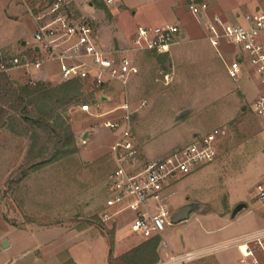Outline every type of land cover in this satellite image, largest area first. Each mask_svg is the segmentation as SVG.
Listing matches in <instances>:
<instances>
[{"label":"rangeland","instance_id":"374dc122","mask_svg":"<svg viewBox=\"0 0 264 264\" xmlns=\"http://www.w3.org/2000/svg\"><path fill=\"white\" fill-rule=\"evenodd\" d=\"M6 1L0 0V14ZM74 10L78 17L93 22L100 44L108 49L128 47L141 25L180 24L188 36L164 53L166 57L138 55L141 73L129 81L128 93L114 82L91 95L92 88L84 83L82 96L93 106L92 112L75 104L68 111L77 154L43 165L22 182L15 180L30 142L8 128L0 129V263L74 264L68 251H62L67 246L84 264H91L92 259L99 264L102 253L107 255L109 242L99 216L105 209L108 175L114 168L116 136L106 122L123 113L107 112L121 105L126 95L135 110L134 135L151 157L168 154L194 141L195 135L225 130L215 161L172 179L171 220L189 202L197 203L198 208L188 220L170 221L161 237L174 254L209 244L223 245L218 255L228 252L223 241L231 238L235 223L219 231L224 221L216 214L226 211L229 197L246 199L253 213L264 216V203L257 196V185L264 183V130L250 108L259 82L250 77L235 81L228 76L225 61L205 39L198 16L182 0H115L111 5L106 0H76ZM226 50L224 58L230 63L235 58L232 46ZM21 74L22 84L28 83L23 69ZM50 84H61L59 75ZM101 95L104 101L97 106L94 102ZM185 110L189 113L180 116ZM86 133L89 139L83 138ZM132 217L131 211L118 214L117 230L132 231ZM6 222L31 230L19 231ZM113 226L112 221L106 223L109 230ZM209 230L211 234L206 233ZM132 237L140 243L146 240ZM90 250L95 252L91 260ZM215 253L188 264H203L205 257Z\"/></svg>","mask_w":264,"mask_h":264},{"label":"built area","instance_id":"2783aa9c","mask_svg":"<svg viewBox=\"0 0 264 264\" xmlns=\"http://www.w3.org/2000/svg\"><path fill=\"white\" fill-rule=\"evenodd\" d=\"M24 2L36 21L33 42H26L30 48L25 53L1 58V72L17 68L41 70L47 63H55L59 68L61 83L80 80L102 87L106 83L116 82L128 93L129 81L141 73L138 55L168 53L173 46L186 39L180 24L139 26L128 47L108 49L100 44L93 22L78 17L74 10L75 0H54L39 14L29 7L27 0ZM106 2L111 5L115 0ZM187 9L198 16L205 29V39L224 59L228 76L235 81L250 77L259 82L250 108L264 130V12H254L246 17L244 23H229L218 15L210 17L206 2L190 4ZM225 45L232 46L231 52L235 55L230 63L221 52ZM36 82L30 81V84ZM97 97L94 104L100 106L104 97ZM80 106L83 111L92 112L90 103ZM118 111L123 113L117 120L106 122L116 139L112 145L114 168L108 175L105 209L99 216L100 222L116 221L118 214L131 211V229L135 234L145 239L162 236L167 224L172 221L168 206L172 179L179 173L191 174L215 161L225 130L216 128L207 134L195 135L194 141L178 146L168 154L149 157L134 135L135 110L127 95L121 105L107 113ZM257 196L264 203V183L257 185ZM235 244L245 258H254L257 264L259 260L255 253L257 250L264 251V234L256 232L227 245ZM243 245H246V251L242 249ZM222 246L216 244L174 254L169 244L162 240V255L154 264L192 263L217 252Z\"/></svg>","mask_w":264,"mask_h":264},{"label":"trees","instance_id":"16d2710c","mask_svg":"<svg viewBox=\"0 0 264 264\" xmlns=\"http://www.w3.org/2000/svg\"><path fill=\"white\" fill-rule=\"evenodd\" d=\"M53 1L27 0V3L39 14ZM84 83L70 80L59 85L44 81L22 84L14 81L8 72L0 71V129L8 128L30 142L25 162L17 173L16 183L25 180L32 171L43 165L63 161L77 154L76 138L68 111L73 104L80 106L87 103L88 99L82 96ZM89 86L92 88L91 95L101 88L94 83ZM100 227L109 242L107 264H154L160 260V235L115 257L116 228L109 230L104 223Z\"/></svg>","mask_w":264,"mask_h":264},{"label":"crops","instance_id":"0c3cea01","mask_svg":"<svg viewBox=\"0 0 264 264\" xmlns=\"http://www.w3.org/2000/svg\"><path fill=\"white\" fill-rule=\"evenodd\" d=\"M121 1L124 2V0H121ZM177 1H181V0H177ZM182 1L185 4L186 9H187V6L190 4H200V3L206 2L209 5V9L207 12L210 17H214L218 15L229 23H244L246 20V17L253 14L254 12L256 11L264 12V0H182ZM6 2L7 3L4 4V7H1V14H0V59L25 53L30 48V45L26 44V42H29L30 44L33 42V32L36 29V21L29 13L25 2L22 3L21 0H7ZM75 3H76V0H75ZM111 11L113 10L111 9ZM163 24H166V23H163ZM163 24H160V25H163ZM145 26H149V25H145ZM153 26H159V25H153ZM185 35L186 37L188 36L186 31H185ZM131 37L132 36L130 35L128 40ZM263 39H264V34H263ZM227 48L230 49L231 47L225 45L221 48V52L223 56L226 53ZM22 69L24 72L23 75L26 76V78H28V83L34 80H36L37 82L38 81H44V82L49 81L48 83H51L55 81V79L59 75V68L57 64L47 63L46 66L41 70H37V69L33 70L32 68H29V69L17 68V69L11 70L9 74L14 81L22 83V79L20 77V75H22L21 74ZM83 138L89 139L90 135L86 133L84 134ZM262 150L264 153V149ZM148 156L151 157L149 152H148ZM241 203L246 204V207L243 208L235 217H232V213L234 209L236 208V206H238V204H241ZM227 207L228 208L226 209V211L218 212L216 215L220 217L222 221H224L219 231H225V229L232 226V223H235L232 226L233 235H231L230 239L223 241V243H225V246H227L229 250H226L228 252H225L223 255H218L219 252L218 253L216 252L214 255L205 257L204 261H202L203 264H242V262L246 264H256L254 262V258H245L242 254V251L236 244L231 245V246L230 245L228 246L227 244H229L231 241L235 239L242 238L244 236H247V235H250L256 232L264 234V216L253 213V211L250 209V204L246 199H242V200L238 199L235 201L229 197V203L227 204ZM112 222L114 223L113 227L116 228L115 246H114V256L115 257L121 256L122 254L128 252L132 248L142 243V242L140 243V242L135 241L136 238L132 237V235L133 234L137 235V234H135L133 231L129 230L130 231L129 232L125 229L118 231L117 230V220L112 221ZM6 223L9 224L11 228H14L19 231L31 230L28 228L19 229L15 225H12L8 222ZM226 223H229V224L227 225ZM243 224H246V226H243ZM72 231H75V230H72ZM206 233L211 234L212 231L209 230V231H206ZM118 234H119V237H117ZM213 245H216V244L202 245L198 248L209 247ZM6 246H9V244H7ZM159 248H160L159 252L161 256L162 249L161 247ZM65 250L68 251L70 255V259L74 261L73 262L74 264H84V263H81L76 258V256L74 255V251L72 250V247L70 248L69 246H67L62 251H65ZM109 251H110V248H109ZM258 252H260L259 256H261V259L257 255ZM90 253H91V250H90ZM94 253L95 252L92 251L91 256L89 257V260H91L92 255ZM255 255L259 260V263L257 264H264V251L257 250ZM108 257H109V252L107 253V255L105 252L102 253V260L100 261L99 264H107ZM67 261L69 262L70 260L67 259ZM0 264H4V263H0ZM91 264H95L94 259H92Z\"/></svg>","mask_w":264,"mask_h":264},{"label":"water","instance_id":"95a60500","mask_svg":"<svg viewBox=\"0 0 264 264\" xmlns=\"http://www.w3.org/2000/svg\"><path fill=\"white\" fill-rule=\"evenodd\" d=\"M188 113H189V111L185 110L181 113L180 116H185ZM245 207H246V204H244V203L238 204V206H236V208L234 209V211L232 213V217H235ZM197 208H198V205L195 202H189V203L185 204L173 216L172 222L173 223H179L181 221L188 220L190 218L191 213L194 210H196ZM7 244H8L7 242L4 243L5 246Z\"/></svg>","mask_w":264,"mask_h":264},{"label":"bare ground","instance_id":"6f19581e","mask_svg":"<svg viewBox=\"0 0 264 264\" xmlns=\"http://www.w3.org/2000/svg\"><path fill=\"white\" fill-rule=\"evenodd\" d=\"M246 248H247L246 245H243V246H242V249H243L244 251H246Z\"/></svg>","mask_w":264,"mask_h":264}]
</instances>
